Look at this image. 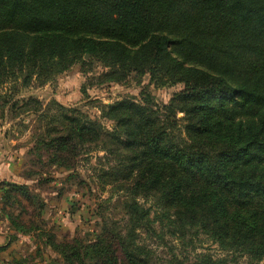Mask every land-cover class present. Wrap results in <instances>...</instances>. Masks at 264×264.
<instances>
[{
    "label": "trees",
    "instance_id": "1",
    "mask_svg": "<svg viewBox=\"0 0 264 264\" xmlns=\"http://www.w3.org/2000/svg\"><path fill=\"white\" fill-rule=\"evenodd\" d=\"M88 63L105 82L178 90L159 103L143 88L100 103L96 117L56 100L13 102L44 122L35 147L52 163L102 152L99 176L123 193V220L102 217L88 239L48 237L64 264H216L207 254L156 262L140 242L154 220L264 261V0H0V88ZM4 184L6 205L33 198L26 184Z\"/></svg>",
    "mask_w": 264,
    "mask_h": 264
},
{
    "label": "rangeland",
    "instance_id": "2",
    "mask_svg": "<svg viewBox=\"0 0 264 264\" xmlns=\"http://www.w3.org/2000/svg\"><path fill=\"white\" fill-rule=\"evenodd\" d=\"M102 70L93 63L76 65L43 85L33 79L27 86L20 80L0 88V95L11 88L14 92L11 102L4 103L0 98V236H6L0 244L4 246L0 264H64L62 256L47 244L48 237L59 242L88 239L99 230L102 217L123 220V193L103 183L99 176L103 153L83 151L71 168L52 163L51 151L35 147L34 134L43 131L44 122H39L32 111L20 113L12 106L14 101L34 97L45 106L56 100L96 117L100 103L139 98L143 88L150 90L159 103L168 102L178 90L176 86L155 87L148 78L105 82L99 74ZM4 182L26 184L33 198L20 195V201L12 198L6 205L3 195L8 184ZM10 213L29 230L22 233L15 229L9 221ZM153 227L151 232L141 231L140 242L148 245L158 263L177 259L188 262L207 254L216 264H264L228 254L203 234L188 233L180 238L167 223L158 220Z\"/></svg>",
    "mask_w": 264,
    "mask_h": 264
},
{
    "label": "crops",
    "instance_id": "3",
    "mask_svg": "<svg viewBox=\"0 0 264 264\" xmlns=\"http://www.w3.org/2000/svg\"><path fill=\"white\" fill-rule=\"evenodd\" d=\"M0 238L2 239L0 241V244L4 242V240L6 239V236L4 234H1Z\"/></svg>",
    "mask_w": 264,
    "mask_h": 264
}]
</instances>
